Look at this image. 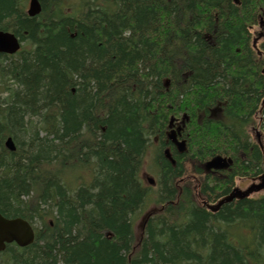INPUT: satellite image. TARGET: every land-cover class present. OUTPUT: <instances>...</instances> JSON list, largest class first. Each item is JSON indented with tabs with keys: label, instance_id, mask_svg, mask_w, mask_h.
<instances>
[{
	"label": "trees",
	"instance_id": "trees-1",
	"mask_svg": "<svg viewBox=\"0 0 264 264\" xmlns=\"http://www.w3.org/2000/svg\"><path fill=\"white\" fill-rule=\"evenodd\" d=\"M27 3L0 0L22 42L0 53V213L35 240L0 264H264V194L209 207L264 171V0ZM184 115L180 153L168 130ZM216 155L231 170L205 174Z\"/></svg>",
	"mask_w": 264,
	"mask_h": 264
},
{
	"label": "water",
	"instance_id": "water-1",
	"mask_svg": "<svg viewBox=\"0 0 264 264\" xmlns=\"http://www.w3.org/2000/svg\"><path fill=\"white\" fill-rule=\"evenodd\" d=\"M42 11V5L40 0H29L28 14L30 16H36ZM22 43L19 37L13 32L0 30V53L15 54L21 49ZM174 123V119H171V126ZM181 132V127L177 130H172L169 134V139L179 148L180 152H184L186 149V140H179L178 133ZM5 145L10 150H15L16 145L12 137H8L5 141ZM233 164L232 158L218 155L213 157L210 161L206 162L204 167L206 171L229 169ZM261 182L253 184L246 190L236 188L228 195L224 196L218 204L219 208L225 202H231L236 198L249 197L254 192H259L264 189V173L260 176ZM150 182L154 180L149 178ZM213 209V208H212ZM35 234L32 225L23 218L9 219L5 218L0 213V251L5 249L7 243L16 242L20 246H28L34 242Z\"/></svg>",
	"mask_w": 264,
	"mask_h": 264
},
{
	"label": "rangeland",
	"instance_id": "rangeland-1",
	"mask_svg": "<svg viewBox=\"0 0 264 264\" xmlns=\"http://www.w3.org/2000/svg\"><path fill=\"white\" fill-rule=\"evenodd\" d=\"M252 31H253V33H255L254 37L257 36L258 35L257 33L260 31L259 26L258 25L254 26L252 28ZM260 42L262 43V41H260ZM182 120L183 119L180 118V120H177V123H180ZM260 122H261V120L258 119L257 123L254 126L251 127L250 132H251V135H252V137H253V139L255 141L258 142V140H262V142L264 143V135H262L260 133V131H259V130H261L259 128L260 127ZM192 165L193 164L189 160V162H187V166L189 167V172H188L187 175H189V176H192V174H193ZM156 172H157V169L152 164V152H149L147 160H146L144 168H143V172H142L144 181L148 182L147 178L149 176H152V177H154L157 180V173ZM195 182H197V181H195ZM254 182H259V180L253 181L252 179H248V178H244V179L238 178L236 180V185L235 186L236 187H240L242 189H246L252 184H257V183H254ZM263 194H264V191H261V192L253 193L251 195V197H258V196H261ZM212 204H215V203H212ZM153 208H154V205H149L148 208L144 209L141 212V214L137 215V217L135 218V229H136V232H137L138 236L141 235L143 217L145 216L146 213L151 212Z\"/></svg>",
	"mask_w": 264,
	"mask_h": 264
},
{
	"label": "bare ground",
	"instance_id": "bare-ground-1",
	"mask_svg": "<svg viewBox=\"0 0 264 264\" xmlns=\"http://www.w3.org/2000/svg\"><path fill=\"white\" fill-rule=\"evenodd\" d=\"M171 119H174V122L175 123H177V120H176V118L175 117H172ZM7 147V146H6ZM9 149V148H8ZM10 150V149H9ZM16 150V149H15ZM12 151V150H11ZM14 151V150H13ZM5 218H9V219H17V218H21V217H6V216H4ZM24 219V218H23ZM26 220V219H25ZM28 221V220H27ZM34 229V228H33ZM34 234H35V229H34ZM34 240H35V238H34ZM33 243V242H32ZM30 245V244H29ZM20 246V245H19ZM21 247H23V246H21Z\"/></svg>",
	"mask_w": 264,
	"mask_h": 264
}]
</instances>
